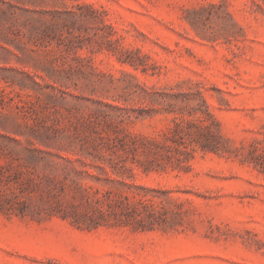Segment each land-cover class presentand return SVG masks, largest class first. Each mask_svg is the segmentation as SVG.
Masks as SVG:
<instances>
[{"label": "rangeland", "instance_id": "1", "mask_svg": "<svg viewBox=\"0 0 264 264\" xmlns=\"http://www.w3.org/2000/svg\"><path fill=\"white\" fill-rule=\"evenodd\" d=\"M0 7V264H264V0Z\"/></svg>", "mask_w": 264, "mask_h": 264}, {"label": "trees", "instance_id": "2", "mask_svg": "<svg viewBox=\"0 0 264 264\" xmlns=\"http://www.w3.org/2000/svg\"><path fill=\"white\" fill-rule=\"evenodd\" d=\"M1 2H4V0H0V3ZM4 8L0 7V10H3ZM3 12H6L8 13V11H4ZM10 14V12L8 13ZM55 165H58V164H55ZM48 180H52L50 177H47ZM38 188L41 189L42 191H44V186L38 184ZM33 191H35V188L32 189ZM41 195H44V194H41ZM43 197V196H42ZM32 198V197H30ZM98 201L100 202V206L98 207V210H99V216L102 217V218H105L108 214L109 215H113L116 219H123V217H129L130 214L128 213V211H125L123 210V208H120L121 210H117L115 208V205L118 203L117 200L113 199V198H110V199H101L99 198ZM106 203L107 206H109L108 208H105L103 207V204ZM43 209L42 208H37V212H41ZM132 215V214H131ZM64 217H68L67 214H64ZM133 219H137L135 215H132L131 216ZM77 220V218H75ZM130 219V218H129Z\"/></svg>", "mask_w": 264, "mask_h": 264}]
</instances>
